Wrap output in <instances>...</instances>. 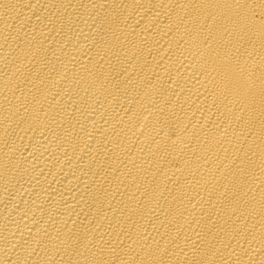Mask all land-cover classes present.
<instances>
[{
  "label": "bare ground",
  "instance_id": "obj_1",
  "mask_svg": "<svg viewBox=\"0 0 264 264\" xmlns=\"http://www.w3.org/2000/svg\"><path fill=\"white\" fill-rule=\"evenodd\" d=\"M0 264H264V0H0Z\"/></svg>",
  "mask_w": 264,
  "mask_h": 264
}]
</instances>
